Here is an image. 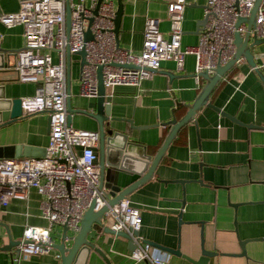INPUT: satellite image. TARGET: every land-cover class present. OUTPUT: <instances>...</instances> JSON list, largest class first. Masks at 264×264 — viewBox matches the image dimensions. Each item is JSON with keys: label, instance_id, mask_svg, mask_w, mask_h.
<instances>
[{"label": "crops", "instance_id": "crops-1", "mask_svg": "<svg viewBox=\"0 0 264 264\" xmlns=\"http://www.w3.org/2000/svg\"><path fill=\"white\" fill-rule=\"evenodd\" d=\"M21 1L0 0V16L16 13ZM170 1L122 0L119 47L139 53L147 18L158 19L159 29L166 37V7ZM186 1L182 47L197 44L196 27L204 18L206 4V0ZM115 3L117 9V0ZM260 8L264 9V0ZM22 35V26L6 28L0 22V49L20 50ZM251 54L252 64L239 60L209 96L208 102L225 116L207 106L201 107L168 145L153 177L127 197L140 212L138 236L143 241L171 250L178 246L182 255L197 260L201 238L207 251L239 254L235 223L240 240L264 237V205L256 204L264 201V43L254 46ZM74 65L77 70L72 77ZM79 69L80 57L74 55L69 86L71 108L94 113L96 98L79 95ZM194 70V56L189 55L181 71L173 62H162L160 70L139 88L115 87L111 97L105 98L110 118L117 120L111 122V128L127 133L129 142H138L153 158L172 127L163 124L182 119L186 107L205 85L202 78H195ZM0 79V112L8 109L6 103L10 100L34 94L35 85L18 82L14 72L6 71ZM71 126L97 131L95 120L83 114H74ZM131 127L134 129L130 130ZM48 139L45 113L25 115L24 119L0 127V148L26 146L45 155ZM96 155L98 166V146ZM41 201L36 190L30 189L26 200H11L0 208V264H61L54 252L23 258L14 245L20 242L26 226L48 225L41 218ZM252 202L255 204L245 205ZM235 205L236 210L232 208ZM103 223L110 228L111 219L107 217ZM50 235L52 242L58 244L62 228L53 227ZM88 239L98 252L83 251L75 264H147L130 259L128 240L105 234L101 228L97 227ZM246 254L247 258L216 257L210 264H264V242L248 243ZM167 264L190 263L170 255Z\"/></svg>", "mask_w": 264, "mask_h": 264}, {"label": "built area", "instance_id": "built-area-1", "mask_svg": "<svg viewBox=\"0 0 264 264\" xmlns=\"http://www.w3.org/2000/svg\"><path fill=\"white\" fill-rule=\"evenodd\" d=\"M147 1V0H139ZM22 0L14 14L0 16L6 28L22 26L23 45L16 57L19 82L35 85L33 96L21 99L24 115L45 113L49 119V139L43 157L0 158V208L11 200H26L30 189L42 197L41 218L46 227L26 226L18 250L23 258L47 255L52 249L51 230L66 227L73 235L78 231L84 212L92 201L97 208L106 200L99 189L96 160L98 133L75 129L67 124L66 102L67 53L72 57L85 50V64L79 69V95L97 98V68L102 67L105 98L118 86L139 88L144 80L160 70L162 62H173L182 70L186 56L195 60L194 75L214 71L226 65L235 54L234 35L244 34L246 25L236 23L247 18L255 0H206L205 25L195 46L182 47L186 0L167 4L169 28L164 36L158 19L147 18L139 53L123 49L115 40V0ZM70 10V28L66 29V8ZM89 26L92 40L84 41ZM253 33L264 38V9L256 13ZM130 66L132 68H126ZM79 150V152H77ZM110 229L124 232L135 245L130 252L134 262L167 264L170 255L145 243L138 235L140 212L124 199L110 207Z\"/></svg>", "mask_w": 264, "mask_h": 264}, {"label": "water", "instance_id": "water-1", "mask_svg": "<svg viewBox=\"0 0 264 264\" xmlns=\"http://www.w3.org/2000/svg\"><path fill=\"white\" fill-rule=\"evenodd\" d=\"M102 0H98L97 7L95 8L93 14H97V9ZM263 0H255L254 6L247 18L238 19L236 26L240 24L246 25V31L244 34L236 33L234 35L235 44V54L232 59L223 67L217 68L213 74H208L206 72L200 74V78L205 81V85L202 87L198 97L191 104L188 105L187 112L184 117L179 121L171 120L163 125H171L170 132L168 133L166 139L164 140L162 146L157 151L155 156H147L146 149L140 146L138 142H129L128 134L124 132L115 131L111 128V122L117 121L116 119L110 118L108 104L105 103V89L102 84L101 69L97 68V80H98V96L96 98V111L94 113L74 110L71 108L70 98L68 97L66 102L67 108V124L71 126L72 116L74 114H83L93 120L97 124L98 139V168H99V189L102 191L103 196L106 200L105 205L97 208L96 202L92 201L88 209L84 212L83 217L79 224V229L74 235H69V231L66 227L62 228V236L58 244L52 243V249H54L60 256L61 264H75L78 257L83 251H91L94 249L93 244L88 239V236L96 230V228H101L102 232L105 234H112L118 237H122L129 241L131 245V251L135 249V245L130 240L129 236L124 232H114L109 227L104 226V220L107 218V212L110 207H113L120 201L127 199V197L141 184L150 180L153 177L154 171L160 162L166 148L171 143V141L176 137L177 132L184 125L192 121L196 112L203 106L214 109L219 112L222 116H225L222 112L214 108L209 102V96L214 89V87L220 82V80L238 63L239 60L243 59L252 64V54L251 50L254 46L264 43V38H258L253 33V28L255 25V18L258 9L260 8ZM205 8V7H204ZM123 12L122 0H117V9L115 14V40L118 44V34L120 29V21ZM66 29L69 32L70 28V10L69 7L66 8ZM92 20H89L88 28L84 34V41L89 42L92 40V35L89 30V26ZM206 21L203 18L200 20L196 27L195 34H200L202 27L205 25ZM252 40V42H250ZM21 50V49H20ZM20 50L15 52H8L0 49V76L4 75V72L11 71L16 75L17 81L19 82V75L16 70V57ZM76 55L80 57V67L85 64V50L79 51ZM11 60L13 62L11 63ZM126 68H132L126 66ZM67 88L69 93L70 86V54L67 53ZM2 79H0V83ZM8 109L4 112H0L1 121L0 127L6 126L10 123L16 122L18 120L24 119L21 110V99L16 98L10 100L6 103ZM49 125V119H48ZM134 129L131 127L130 130ZM137 150H141L136 152ZM34 148L26 146H11L6 148H0V158H18V157H43L44 155L37 154ZM181 185L182 182H177ZM182 205L184 204L183 200ZM255 204V203H246ZM256 204L264 205V201L256 202ZM242 205V204H240ZM237 205L232 206L234 210L237 209ZM179 223L182 224L181 215L178 217ZM235 233L238 240V245L240 247L239 254H219L216 251H207L204 249L203 240L201 238L200 245V257L197 260H192L188 256L182 255L179 251V247L175 250H171L152 242H145L152 247L159 249L162 252H166L171 256L180 257L190 264H210L211 260L216 257H245L246 245L248 243H259L264 242V237L261 238H250L247 240H240L237 234L236 223ZM138 235V233H134ZM19 245V242L14 244ZM95 252H98L95 250ZM214 264V263H212Z\"/></svg>", "mask_w": 264, "mask_h": 264}, {"label": "rangeland", "instance_id": "rangeland-1", "mask_svg": "<svg viewBox=\"0 0 264 264\" xmlns=\"http://www.w3.org/2000/svg\"><path fill=\"white\" fill-rule=\"evenodd\" d=\"M76 66L74 65V67H73V71H72V73H71V75H72V77L75 75V72H76ZM61 230V229H60ZM55 234H56V232H55ZM54 236V235H53ZM58 237V236H57Z\"/></svg>", "mask_w": 264, "mask_h": 264}]
</instances>
